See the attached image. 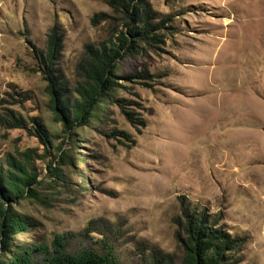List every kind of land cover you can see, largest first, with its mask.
Listing matches in <instances>:
<instances>
[{
    "label": "rangeland",
    "instance_id": "1",
    "mask_svg": "<svg viewBox=\"0 0 264 264\" xmlns=\"http://www.w3.org/2000/svg\"><path fill=\"white\" fill-rule=\"evenodd\" d=\"M108 1L0 0V165L31 149L39 181L38 200L11 204L34 224L11 244L69 234V250L96 249V230L120 264H143L151 248L178 264L183 197L244 239L238 264H264V0H147L155 21H165L160 41L120 61L111 100L66 137L33 53L57 25L64 39L55 73L72 87L84 46L123 29ZM5 113L37 118L51 146L7 128ZM61 140L57 179L47 162Z\"/></svg>",
    "mask_w": 264,
    "mask_h": 264
},
{
    "label": "trees",
    "instance_id": "2",
    "mask_svg": "<svg viewBox=\"0 0 264 264\" xmlns=\"http://www.w3.org/2000/svg\"><path fill=\"white\" fill-rule=\"evenodd\" d=\"M107 3L115 10L119 9L123 16V29H111L105 40L84 46L74 68L76 80L72 87L55 73L64 39V33L57 25L47 33L45 50H34L33 53L37 70L47 82L48 109L61 123L66 137L73 128L87 126L89 120L96 117V107L105 100H111V93L119 87L116 72L120 61L127 56L140 55L143 47L160 41L157 31L165 21H155L147 0H109ZM95 19L102 20V13ZM3 121L7 128L29 132L45 148L51 146L50 134L37 118L30 117L27 124L22 118L5 113ZM139 121L138 125H145L144 120ZM122 135L127 139L125 133ZM63 143L61 140L55 147L54 162H47L48 172L57 179H62L60 165L66 157L61 150ZM33 154L31 149L20 153L17 159L7 154L5 166L0 165V264H120L113 245L102 242V232L96 230H90L97 235L95 244H99H96V249L93 246L69 250L72 238L69 234L57 235L49 243L36 239L31 243L11 244L16 234L33 233V219L11 208L15 201L39 199L34 188L39 185L38 174L30 167ZM178 199L180 214L175 219L178 226L175 237L182 250L178 264H238V258L233 256L240 251L244 239L231 236L218 215L211 216L191 206L183 197ZM142 261L143 264H174L170 255L155 248H151L147 260Z\"/></svg>",
    "mask_w": 264,
    "mask_h": 264
}]
</instances>
